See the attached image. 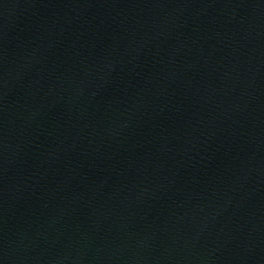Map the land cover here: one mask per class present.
Here are the masks:
<instances>
[{
	"label": "water",
	"instance_id": "95a60500",
	"mask_svg": "<svg viewBox=\"0 0 264 264\" xmlns=\"http://www.w3.org/2000/svg\"><path fill=\"white\" fill-rule=\"evenodd\" d=\"M0 264H264V0H0Z\"/></svg>",
	"mask_w": 264,
	"mask_h": 264
}]
</instances>
